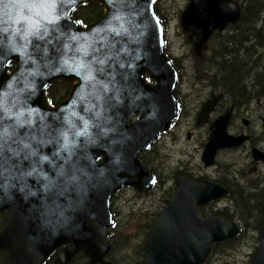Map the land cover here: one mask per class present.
Masks as SVG:
<instances>
[{
  "label": "water",
  "instance_id": "1",
  "mask_svg": "<svg viewBox=\"0 0 264 264\" xmlns=\"http://www.w3.org/2000/svg\"><path fill=\"white\" fill-rule=\"evenodd\" d=\"M158 1L0 0V213H8L0 253L8 264H46L57 251L54 264L79 255L88 264H114V197L154 188L158 178L141 155L181 112V72L167 52ZM90 4L103 13L84 26L74 14ZM242 14L238 0H190L180 27L202 59L213 35ZM56 82L72 88L52 107L47 91ZM231 116L229 109L214 123L206 166L249 138L229 134ZM227 195L212 182L180 178L150 226L143 264H205L215 244L240 236L237 221L198 214ZM252 264H264V226Z\"/></svg>",
  "mask_w": 264,
  "mask_h": 264
},
{
  "label": "flooded vegetation",
  "instance_id": "2",
  "mask_svg": "<svg viewBox=\"0 0 264 264\" xmlns=\"http://www.w3.org/2000/svg\"><path fill=\"white\" fill-rule=\"evenodd\" d=\"M174 57L177 59L176 56ZM176 65L182 72V80L177 90V95L181 103V112L173 128L167 132H164L148 152L149 160L152 163V172L158 177V184L155 188L159 189V183L161 182L160 179L163 178V176L155 164L157 160L153 155H156V151L158 148H160L162 143L165 142L167 144V141L170 138L173 139V144H176L183 135H185L188 142L196 140L199 142L200 148L198 151H196L195 155L191 157L190 162H192V164L190 167L181 161L179 167L182 169H178L176 172H173L174 183L172 185V191L174 193L173 195H170L166 201L171 200L176 195L178 191V181L180 178H186L189 182L196 185L204 182H212L227 189L229 191V195L221 198L218 201L210 202L204 207H198V214L202 218L218 216L223 219L230 220L235 218L233 214L234 211L232 210V204L235 203L234 200L238 198L235 195L236 189L234 184L237 186V188H239L243 182H245L248 190L252 189L255 191L259 189L257 192H259L261 196V207L258 210L260 213V220L258 224H246L243 221V216L242 218L230 220H236L238 223H240L243 229L242 234L227 242L215 244L214 250L216 253H220L223 248H232L234 244L237 245L238 242L242 241V238L245 237L249 231H251L250 227H254L253 231L257 233L255 239H257V248H259L261 245V235L264 226V83L262 82V78H260L259 81H245L246 87L238 90L239 93L237 94H235L236 92L233 90H227L221 83L219 85L212 81H195L193 85H190L189 91L184 90L182 87L185 69L179 61L176 63ZM63 85L67 88L66 94L61 96L54 104H52L54 107L59 105L60 102L68 96V93L72 88V85ZM215 90L221 91L219 93L221 98L217 102L214 110L210 114L204 115L201 118L204 107L206 104L212 101V94ZM229 109H231L232 112L231 121L228 128L229 134L236 136L245 135L249 138H247L244 145H242L240 148L220 150L217 153L215 164L213 166H206V164L203 162V153L207 147V144L209 143L212 130L214 129L213 125L222 115L226 114ZM135 116L138 118L137 114ZM185 121H187L185 126L186 128L184 127ZM244 147H246V161L248 162L247 167L249 168L248 174L254 176L251 181L242 179L241 177L233 178L231 173H226L225 169L227 167L232 168L234 162H230L231 158L230 160L226 161L228 157L225 160H221L223 155L238 152L239 149ZM255 149L262 152V160H256L253 153ZM197 152L200 153V164H197L196 161ZM143 155H145V153ZM241 176L244 178L246 177L245 175ZM155 188L152 192H150V194L156 191ZM127 190L128 189H124L120 191L115 196L113 201L118 224L122 223V212L119 209L118 201ZM127 217H129V215ZM117 227L118 225L116 228ZM59 252L60 251H57L54 256H52L46 262V264H54L56 256ZM215 252H213V254ZM109 259L112 261V254H110ZM85 261L88 264V261Z\"/></svg>",
  "mask_w": 264,
  "mask_h": 264
},
{
  "label": "trees",
  "instance_id": "3",
  "mask_svg": "<svg viewBox=\"0 0 264 264\" xmlns=\"http://www.w3.org/2000/svg\"><path fill=\"white\" fill-rule=\"evenodd\" d=\"M243 7V14L240 21L230 26L223 33L216 32L209 42V52L206 54L203 60L194 58V62L197 67V74L195 78L197 81L208 80L214 83L225 86L227 90H233L239 93L238 90L246 87L244 80L248 78H255L257 81L260 79V72L258 68L253 65H260L261 57L263 62V55L260 53V48H264V0H239ZM157 10L167 25V18L164 13L162 1L157 3ZM103 13V7L98 4H90L85 7L79 8L75 15L79 21L84 25L95 22ZM189 43V41L187 40ZM170 57L173 58L175 64L178 60L168 50ZM262 55V56H261ZM218 70L211 73L212 69ZM251 75V76H250ZM220 79L216 81L214 79ZM262 82L264 83V70H262ZM67 88L62 83H54L48 90V96L51 104H54L61 96L66 94ZM142 161L147 164L151 171H153L152 163L149 160L148 153L142 156ZM161 181V179H160ZM162 181L159 183V189ZM172 190H167L164 194V199L173 195ZM139 196V195H138ZM260 194L259 192L251 194L246 198L240 199V208L243 218H247V215L251 213V208L260 209ZM253 202V204H251ZM243 203V205H242ZM151 213V214H150ZM150 213L144 214V217L148 218V221L142 224L143 240L140 243L134 245V240L137 237L136 234L128 232V229L133 226L134 222L141 220L140 214H136V211L128 212L127 222L119 223L116 229H113L112 239L113 254L112 261L115 264H119L120 259L124 254L120 252L132 253L135 248V254L138 258L134 261V264H143L146 258V236L149 232L150 226L157 212L150 211ZM7 213L0 214V229L4 225ZM151 220V221H150ZM233 220V219H230ZM245 222V220H243ZM140 227L138 229V234ZM215 252V250H214ZM132 257L130 255L129 259ZM0 264H7V256L0 253ZM73 264H87L83 255L76 258Z\"/></svg>",
  "mask_w": 264,
  "mask_h": 264
},
{
  "label": "rangeland",
  "instance_id": "4",
  "mask_svg": "<svg viewBox=\"0 0 264 264\" xmlns=\"http://www.w3.org/2000/svg\"><path fill=\"white\" fill-rule=\"evenodd\" d=\"M162 5L164 8V13L167 18V32H168V40H169V50L172 55L176 56L178 61L181 62L185 69V75L183 79L182 87L184 90L190 91V85H193L197 79L195 78L196 74L198 73L195 70L196 64L194 62V58L198 59L192 49V44L187 42V37L183 33L180 27V16L182 11L186 8L190 0H161ZM264 36V34H262ZM209 50L204 54L202 59L203 60ZM260 53L263 55V62L261 57L260 65H253L255 68L259 69L260 78H262V70H264V48H260ZM261 55V56H262ZM218 69L214 68L211 70V73L216 72ZM251 76V75H250ZM219 81L220 79H214ZM260 80V79H259ZM258 80V81H259ZM208 81V80H203ZM245 81H257L255 78H248ZM187 121L184 123V127L186 126ZM186 128V127H185ZM173 139L162 143L160 148L157 149L156 155H153L154 158L157 160L155 164L157 168L161 171L163 178H161V187L160 189H156L155 192L148 194V195H139L135 193L134 190H127L119 199L118 206L120 211L122 212V223L127 222L128 212L136 211V214H140L141 220L138 222H134L133 226L128 229V232L132 234H136L137 237L134 240V245L140 243L143 240L142 234V224L148 221V218L144 217V214L150 213V211L157 212L156 215L161 212L164 207L166 206V200L164 199L165 192L169 189L172 190L173 188V172H176L178 169L181 170L182 168L179 167L181 161L186 163L190 167L192 162H190L191 157L195 155L196 151L199 150V142L193 140L188 142L185 135H183L178 143L173 144ZM248 147V146H247ZM246 147L239 149L238 152L229 153L227 155H223L221 160H230V162H234L232 168L227 167L226 173H231L233 178L241 177L242 179L251 181L254 176L248 174L249 168L247 167L248 162L247 154H246ZM200 153L197 152L196 161L197 164H200ZM193 160V158H192ZM195 167V165H194ZM245 175L246 177H242L241 175ZM232 178V179H233ZM235 187V195L238 197L235 203L232 204V210L234 211L233 219L242 218V212L240 208V199H244L251 194H255L259 189L253 191L252 189L248 190V187L245 182L237 188ZM139 195V196H138ZM261 200V197H260ZM253 204V202H251ZM243 205V203H242ZM151 214V213H150ZM259 211L256 208H251V213L247 215L245 218V223L258 224L260 220ZM156 217V216H152ZM151 221V220H150ZM140 227V232L138 234V229ZM251 231L246 234L245 237L242 238V241H239L238 244H234L232 248H223L220 253H214L212 257L209 259L207 264H251L253 260V256L255 255L258 247L257 233L253 231L254 227H250ZM121 254H124L120 259H118L119 264H134V261L138 258L135 254V248L133 249L132 253H126L125 251H121ZM132 257L129 259L130 255ZM135 259V260H134ZM134 260V261H133Z\"/></svg>",
  "mask_w": 264,
  "mask_h": 264
}]
</instances>
